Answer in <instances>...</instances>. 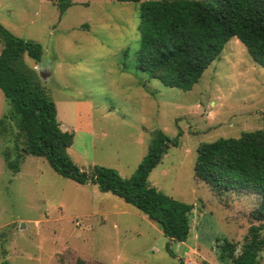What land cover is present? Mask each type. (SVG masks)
Returning <instances> with one entry per match:
<instances>
[{"label": "rangeland", "instance_id": "rangeland-1", "mask_svg": "<svg viewBox=\"0 0 264 264\" xmlns=\"http://www.w3.org/2000/svg\"><path fill=\"white\" fill-rule=\"evenodd\" d=\"M144 1L71 0L60 14L47 0H0V25L42 47L36 66L25 62L54 102L60 128L74 134L67 152L80 169L129 178L153 132L180 134L148 181L193 205L189 237L169 241L123 200L61 177L44 158H16L12 140L0 137V264H224V240L239 253L249 227L264 226L251 216L260 198L250 190L217 192L193 176L199 144L264 130L263 59L232 37L191 90L165 86L137 65ZM8 110L0 90V119Z\"/></svg>", "mask_w": 264, "mask_h": 264}, {"label": "trees", "instance_id": "trees-1", "mask_svg": "<svg viewBox=\"0 0 264 264\" xmlns=\"http://www.w3.org/2000/svg\"><path fill=\"white\" fill-rule=\"evenodd\" d=\"M47 1L57 4L60 14L72 5L71 0ZM139 29L138 68L170 88L191 90L232 37L255 58L261 56L264 67V0H147L140 5ZM0 39V90L9 106L0 119V137L12 140L16 158H44L61 177L110 193L146 215L169 241L185 242L193 205L163 194L148 181L168 150L179 145L180 134L170 138L162 131L153 132L146 155L129 178L101 166L80 169L67 152L74 134L60 128L54 102L41 87L35 68L25 62L28 58L36 66L42 47L12 35L1 25ZM8 167L17 172V161ZM193 176L217 192L250 190L260 198L251 216L264 222V130L199 144ZM263 229L262 225L250 226L239 253L236 245L224 240L219 261L258 264L264 249ZM74 264L86 263L77 258ZM179 264L184 263L179 260Z\"/></svg>", "mask_w": 264, "mask_h": 264}]
</instances>
